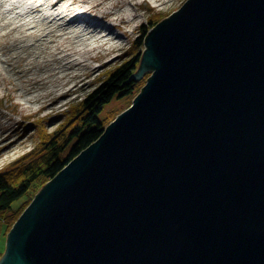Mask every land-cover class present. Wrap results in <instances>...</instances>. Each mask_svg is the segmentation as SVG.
<instances>
[{"label":"water","instance_id":"obj_1","mask_svg":"<svg viewBox=\"0 0 264 264\" xmlns=\"http://www.w3.org/2000/svg\"><path fill=\"white\" fill-rule=\"evenodd\" d=\"M146 33L144 84L0 264H264V0H185Z\"/></svg>","mask_w":264,"mask_h":264},{"label":"rangeland","instance_id":"obj_2","mask_svg":"<svg viewBox=\"0 0 264 264\" xmlns=\"http://www.w3.org/2000/svg\"><path fill=\"white\" fill-rule=\"evenodd\" d=\"M122 1L125 3L124 6H129L127 2L136 0ZM184 1L159 0L156 5L150 0L138 2L137 8L132 9V13L137 14L138 19L127 23L122 29L113 28L114 35L124 36L120 38L121 47L111 50L104 60L88 59L89 65L95 67L91 74H88L85 68H63L60 65L61 59L52 60L55 59V54H50L53 43L48 44V48L40 57L32 54L17 60L21 69L19 71L12 69L10 64V70L8 65L4 64V67L0 64V72L5 79L0 81V172L5 170L8 163L33 147L38 120L44 119L42 122L48 131L60 125L69 105L82 99L95 86H99V81L102 80V75L107 69L124 63L137 51L143 52V44L137 47L134 41L148 19H152L156 13L161 14L162 18L168 16ZM97 9L102 8L97 7ZM102 21L106 22L105 19ZM15 52L12 50L0 56L9 58ZM74 73L77 74L73 75ZM67 89L70 92L61 96ZM129 103L128 98L117 97L104 107L100 116L105 117L108 112L118 110L119 114L129 106ZM3 228L0 222V256L4 251L7 235V231Z\"/></svg>","mask_w":264,"mask_h":264},{"label":"bare ground","instance_id":"obj_3","mask_svg":"<svg viewBox=\"0 0 264 264\" xmlns=\"http://www.w3.org/2000/svg\"><path fill=\"white\" fill-rule=\"evenodd\" d=\"M141 1L124 6L122 0H0V54L16 51L9 58L0 56V64L19 71L17 60L32 54L40 57L53 43L52 60L61 59L63 68H85L91 74L95 67L88 59L104 60L111 50L121 47L124 36L114 35L113 28L135 22L138 17L132 9ZM158 1L150 0L153 5Z\"/></svg>","mask_w":264,"mask_h":264},{"label":"trees","instance_id":"obj_4","mask_svg":"<svg viewBox=\"0 0 264 264\" xmlns=\"http://www.w3.org/2000/svg\"><path fill=\"white\" fill-rule=\"evenodd\" d=\"M161 19L159 13L148 19L134 41L137 47L144 43L146 32ZM140 57L141 52L137 51L129 60L107 69L99 86L69 105L64 120L55 129L48 131L42 122L44 119L37 121L33 147L8 163L5 170L0 172V222L5 231H9L36 192L64 163L97 139L103 128L119 112L110 111L101 117L104 107L117 97H125L132 102L149 74L145 72L139 80L130 79L138 67Z\"/></svg>","mask_w":264,"mask_h":264}]
</instances>
